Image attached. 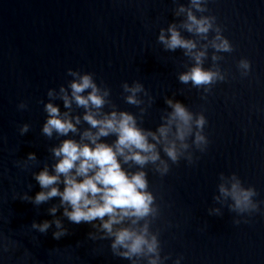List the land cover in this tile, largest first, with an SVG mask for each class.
<instances>
[{"label":"water","instance_id":"water-1","mask_svg":"<svg viewBox=\"0 0 264 264\" xmlns=\"http://www.w3.org/2000/svg\"><path fill=\"white\" fill-rule=\"evenodd\" d=\"M178 3L188 0H0V264H131L113 254L110 238H100L98 228L64 217L59 197L40 205L24 199L40 190L33 173L45 165L51 169L50 149L64 139H50L41 128L47 91L67 87L69 68L92 73L101 90H109L100 114L126 110L155 130L170 111L165 101L171 97L206 117L208 144L203 152L193 145L192 163L183 157L169 161L163 176L145 165L159 209L150 228L158 232L164 264L178 256L181 264H264V203L236 224L237 213L214 200L220 173H236L244 186L255 187L253 199L264 202V0H208L204 14L216 17L233 49L219 53L215 63L225 79L206 93L178 80L193 63L184 50H167L157 40L160 28L184 19L174 14ZM181 31L198 47L205 43ZM212 52L209 47L205 67L213 66ZM242 57L250 61L247 75L238 68ZM134 81L147 92L137 94L139 105L127 103L122 88ZM21 102L27 107L18 108ZM53 102L61 112L81 117L79 132L69 133L80 139L89 128L85 109L74 102L65 109L58 96ZM24 123L29 129L21 134ZM101 139L111 143L116 137ZM29 152L35 161H27ZM53 205L55 216L49 212ZM213 207L221 214L210 215ZM56 218L67 229L60 238L52 234L54 223L45 233L31 226Z\"/></svg>","mask_w":264,"mask_h":264},{"label":"clouds","instance_id":"clouds-1","mask_svg":"<svg viewBox=\"0 0 264 264\" xmlns=\"http://www.w3.org/2000/svg\"><path fill=\"white\" fill-rule=\"evenodd\" d=\"M207 2L188 0L187 5L178 3L174 14L183 15L184 19L179 26L172 22L167 28H160L157 37L165 49H183L184 54L192 59L193 63L178 73V80L184 84L191 82L196 88L202 87L205 93L216 81L225 79V73L215 63L222 58L219 53L233 49L232 43L216 23V17L204 14ZM181 29L205 43L198 47L197 40L184 36ZM210 32L213 35L210 36ZM209 47L213 49L211 58L214 63L211 67H205ZM238 68L242 75H247L250 61L242 57L238 61ZM67 73L72 77L67 87L61 85L58 92L51 88L47 91L50 99L44 102L47 115L41 128L42 134L50 139L54 134L64 139L50 149L55 160L51 169L45 165L33 173L40 190L34 196L25 193L24 199L40 205L59 197L63 216L72 223L86 222L98 228L100 238H110L113 254L128 259L131 264H141L142 261H146V264H164L167 257L161 256L158 232L150 228L159 209L149 189L145 165L151 164L163 176L169 171V161L176 163L183 157L192 163L193 145L203 152L208 144L204 133L205 115L202 112L194 113L180 100L169 97L165 102L170 111L161 117L162 122L155 130L146 129L138 123L135 114L126 110L113 109L100 114L109 90H101L92 73L72 68ZM122 88L127 93L126 102L133 105L141 103L138 93L147 94L139 81L132 84L124 82ZM57 96L63 101L65 109H70L73 102L85 109L82 118L89 128L80 133V139L69 136V133L79 132L77 125L81 117H73L68 111L61 112L60 106L53 102ZM26 107L24 102L18 105L20 109ZM28 129L29 124L24 123L20 127L21 134L27 133ZM110 135L116 137L111 143L101 139ZM36 159L34 152L27 154V161ZM124 165L137 167L130 171ZM217 188L218 195L214 196V200L227 203L228 208L237 213L238 218L234 219L236 224L240 223L242 214H251L264 203L253 199L257 195L255 187L244 186L236 173H220ZM57 210L58 206L53 205L49 212L55 216ZM209 214L220 215L221 209L210 208ZM53 223L56 226L52 233L55 238L67 232L58 218L41 222L34 220L31 226L45 233ZM88 235L96 239L94 233L89 232ZM181 260L182 257L178 256L174 264H181Z\"/></svg>","mask_w":264,"mask_h":264}]
</instances>
